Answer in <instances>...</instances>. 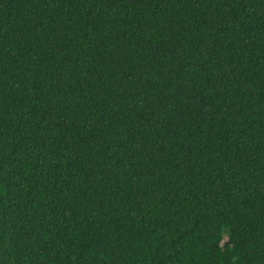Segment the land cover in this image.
Segmentation results:
<instances>
[{
	"label": "trees",
	"instance_id": "1",
	"mask_svg": "<svg viewBox=\"0 0 264 264\" xmlns=\"http://www.w3.org/2000/svg\"><path fill=\"white\" fill-rule=\"evenodd\" d=\"M0 264H264V0H0Z\"/></svg>",
	"mask_w": 264,
	"mask_h": 264
}]
</instances>
